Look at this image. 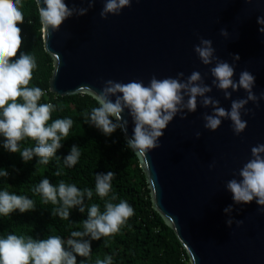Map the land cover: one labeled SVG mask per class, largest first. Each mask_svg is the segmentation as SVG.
Returning <instances> with one entry per match:
<instances>
[{"label":"water","instance_id":"obj_1","mask_svg":"<svg viewBox=\"0 0 264 264\" xmlns=\"http://www.w3.org/2000/svg\"><path fill=\"white\" fill-rule=\"evenodd\" d=\"M65 2L69 7H88L87 0ZM102 7L103 0H96L86 15H73L50 35L42 26L45 49L54 62L52 92L90 94L109 79L139 80L147 86L153 75L175 78L183 72L184 79L194 70L211 85L209 69L215 62L204 65L199 60L193 50L199 37L212 40L215 55L230 64L238 54L233 80L248 70L255 76L253 92L259 96L264 91V34L257 24V17L264 15V0H132L130 7L107 19L99 15ZM221 28L229 32L227 38L220 35ZM206 95L230 109L231 100L247 93L241 88L225 99L213 86ZM111 99L114 102L115 97ZM199 101L197 97L195 112L183 119L177 114L167 125L160 147L143 155L135 152L153 207L174 229L192 264H264L260 206L255 200L235 204L225 188L228 180L240 179L234 173L251 158V147L264 144V99L258 107L251 101L245 105L252 112L242 111L247 126L239 135L233 134L230 120H222L215 131L205 129L202 113L212 109ZM123 116L130 137L134 124L127 109ZM229 205L234 220H243L240 226L226 225L228 214L223 210Z\"/></svg>","mask_w":264,"mask_h":264},{"label":"clouds","instance_id":"obj_2","mask_svg":"<svg viewBox=\"0 0 264 264\" xmlns=\"http://www.w3.org/2000/svg\"><path fill=\"white\" fill-rule=\"evenodd\" d=\"M96 0H87L88 7H69L65 0H36L39 19L46 33L59 31L62 23L75 16L86 15ZM251 2V0H246ZM132 0H103L100 17L107 19L108 15H119L125 7H130ZM43 5V6H41ZM21 0H0V137H3V148L11 153H20L22 160L27 163L34 156L39 157V163L47 164L56 154L61 140L66 138L73 125L71 118L55 119L49 125L52 111L56 106L52 103H39L45 95L39 87H28L33 69L36 67L32 55L17 53L22 45L21 29L17 26L23 23L24 16L20 10ZM258 31L264 34V15L257 17ZM220 35L227 38L229 32L221 28ZM194 52L204 65L214 63L209 69L213 77L211 85L204 82L199 71H192L186 78L183 72L176 77L157 79L153 75L147 86L143 81L132 80L127 83L104 81L102 88L90 90L92 99L98 106L84 113L85 122L94 125L104 135H111L120 128L126 137V145L141 155L160 147L159 138L164 135V129L180 114L181 119L187 113L197 109V97L202 107L211 106V113H202L203 127L215 131L222 120H230L234 135H239L247 126V121L241 118L252 112L246 108L249 101L257 107L259 100L264 99V91L259 96L253 92L255 76L248 70H242L238 80H233L234 64L240 59L233 55L230 64L215 55L212 40L199 37V43L193 46ZM15 58V59H13ZM223 91L224 98L230 99L232 92L243 89L247 95L244 98L231 100L230 109L220 106V102L206 95L212 87ZM231 89L232 92L228 91ZM115 97V100L111 99ZM187 97V99H185ZM22 101V102H18ZM128 110L134 124L132 135L127 136L128 120L123 113ZM186 110V111H185ZM201 132H195V138H200ZM29 138L37 142L34 148L20 150L21 140ZM81 153L77 145H73L69 154L64 157L68 167L74 166ZM214 162L209 164L211 169ZM56 175H60L57 171ZM240 179L232 178L226 182L225 188L232 194L235 204H247L255 200L257 211L264 214V144L251 147V158L234 173ZM0 176L7 177L6 170H0ZM115 173L95 174V192L104 200V211H100L98 204H91L87 209V219L83 220L82 231H72L64 247L65 241L60 236L52 235L47 239H34L32 236L8 234L0 237V264H77L76 256L89 257L91 245L88 239L99 240L116 234L127 220L134 215V209L125 201L113 203L117 196L113 193L110 199L105 200L112 191V180ZM43 197L44 203L51 202L60 206L52 210L51 215L67 220L70 209L78 207L85 211V198L91 199L93 191L90 188L79 189L74 184L61 181L54 186L47 178L32 189ZM34 201L23 195H16L7 190L0 191V215L9 216L19 210L20 213L34 210ZM232 205L223 211L228 214L226 225L237 226L243 220H234L231 216ZM75 254V255H74ZM95 264H112V257L97 259Z\"/></svg>","mask_w":264,"mask_h":264},{"label":"trees","instance_id":"obj_3","mask_svg":"<svg viewBox=\"0 0 264 264\" xmlns=\"http://www.w3.org/2000/svg\"><path fill=\"white\" fill-rule=\"evenodd\" d=\"M20 10L24 21L17 25L21 29L22 45L16 58L24 53L32 55L36 62L28 87H39L44 91L45 95L39 103L56 106L49 125L55 119L64 118H71L73 125L68 136L61 140L62 146L47 164L39 163L40 158L35 156L25 163L19 152L11 153L3 148L4 138L0 137V170L8 172L7 177L0 176V191L26 196L35 205L34 210L25 213L16 210L9 216L0 215V237L15 234L47 239L57 235L65 241L67 249L66 241L71 232L83 230L88 207L95 203L100 206L101 212L104 211V200L95 192V174L112 171L115 173L111 182L112 191L105 200L114 193L117 199L112 202L127 201L134 209V215L114 235L99 240L85 237L90 242L91 254L89 257L77 255V264H95L97 259L106 256L112 257V264H192L174 229L154 209L144 171L135 152L126 145L121 129L117 128L106 136L94 125L85 122L84 113L98 106L90 94L80 92L60 96L49 89L54 62L44 46L43 25L36 0H21ZM18 143L21 151L37 146V142L29 138ZM73 145L78 146L81 155L74 166L68 167L64 157ZM57 171L60 175H56ZM44 178L54 186L63 181L81 190L92 189V198H85L84 201L85 211L81 213L78 207H73L67 220L51 215L52 210L60 205L44 203L43 197L32 191Z\"/></svg>","mask_w":264,"mask_h":264}]
</instances>
